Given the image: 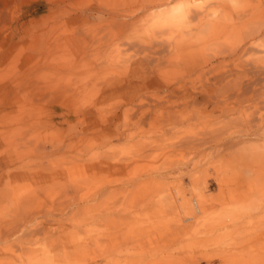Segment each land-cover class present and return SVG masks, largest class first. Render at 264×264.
Wrapping results in <instances>:
<instances>
[{
  "label": "rangeland",
  "instance_id": "374dc122",
  "mask_svg": "<svg viewBox=\"0 0 264 264\" xmlns=\"http://www.w3.org/2000/svg\"><path fill=\"white\" fill-rule=\"evenodd\" d=\"M4 2L0 86H8L1 99L0 172L15 176L0 180V264H264L260 163L247 177L224 152L179 147V96L154 108L140 127L125 117L126 94L102 98V81L123 76L124 60L144 46H128L97 14L80 19L75 12L143 0ZM243 2L264 26V0ZM20 23L29 31L22 40ZM79 26L84 46L71 36ZM172 32L165 29L164 37L176 38ZM178 58L161 63L169 77L179 75ZM112 108L123 116L108 127L99 114ZM61 114L71 115L70 123L58 124ZM208 118L215 119L195 109L180 131H196ZM199 197L206 200L201 213L191 203Z\"/></svg>",
  "mask_w": 264,
  "mask_h": 264
},
{
  "label": "bare ground",
  "instance_id": "6f19581e",
  "mask_svg": "<svg viewBox=\"0 0 264 264\" xmlns=\"http://www.w3.org/2000/svg\"><path fill=\"white\" fill-rule=\"evenodd\" d=\"M4 1L0 0V6L5 4ZM19 1L27 4L33 0ZM173 1L143 0L139 4L112 8L105 6V9H77L75 13L80 19L99 15L105 21L101 22L103 26L109 32L116 33V37L128 46H144L139 47L141 52L124 60L123 76L102 81V98L126 94L124 99H129L131 107L125 117L140 127L154 108L163 106L166 99L179 96V107L183 106L184 109L183 112L179 111L184 113L179 114V139L176 141L179 147L191 148L196 152L210 147L218 155L224 152L226 162L237 164L247 177L251 176L255 173L252 164L260 163L261 169H264V26L259 25L254 10L243 0H218L212 3L197 0L195 3L186 2L187 6L173 4ZM0 12V18L5 16L6 11L0 9ZM71 13L68 11V15ZM22 16L30 17V13L24 11ZM78 17H75L76 23ZM237 22L239 25H236ZM136 23L141 27H132L131 32L129 26ZM24 25L20 23L19 28H16L18 39L19 34L24 32L20 40L29 32ZM167 28L176 31L177 37L165 38ZM82 29L83 26L77 29L73 27L71 36L76 42L81 38V45L84 46ZM229 36H234V41L228 43ZM197 45L201 46V52L192 49ZM171 53L174 54L171 58L164 59ZM176 58L179 59V75L169 77L161 63ZM26 76L23 74L19 77L24 81V78L28 79ZM7 86L5 84L3 87ZM3 87L0 86V112L3 105L1 99H4ZM123 89L126 91H121ZM195 109L210 111L215 119H206L205 123L208 124L191 133L180 131V125L193 117ZM118 111V108H112L99 115L110 127L122 118L123 113L121 115ZM95 112L98 111H88ZM73 116L80 118L79 115ZM68 117L61 114L58 124L70 123L67 122ZM5 126V118L0 114V134ZM175 127L173 125L170 129ZM85 133L83 131L81 135ZM7 175L15 176V173L1 171L0 180ZM164 175H156L155 180H161ZM191 203L201 213L206 200L202 197L193 198Z\"/></svg>",
  "mask_w": 264,
  "mask_h": 264
}]
</instances>
